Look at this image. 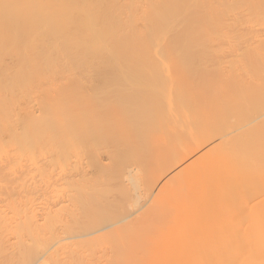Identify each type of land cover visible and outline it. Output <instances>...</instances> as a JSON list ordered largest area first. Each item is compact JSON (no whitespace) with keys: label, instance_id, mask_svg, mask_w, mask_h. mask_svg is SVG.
<instances>
[{"label":"bare ground","instance_id":"1","mask_svg":"<svg viewBox=\"0 0 264 264\" xmlns=\"http://www.w3.org/2000/svg\"><path fill=\"white\" fill-rule=\"evenodd\" d=\"M12 48L0 59V264H264V0H0V55ZM71 49L86 55L55 70ZM88 63L136 76L152 110L141 140L156 146L136 170L89 143L130 127L90 115L105 98L80 91ZM64 107L74 114L53 115Z\"/></svg>","mask_w":264,"mask_h":264},{"label":"rangeland","instance_id":"2","mask_svg":"<svg viewBox=\"0 0 264 264\" xmlns=\"http://www.w3.org/2000/svg\"><path fill=\"white\" fill-rule=\"evenodd\" d=\"M140 12V11H139ZM12 47H16L17 45L24 44L23 41H17L12 40ZM14 51H18L15 48H12V50L9 53H4L0 55V59L4 58H10L11 56L14 57ZM49 53V52H48ZM72 56L69 59L68 66L67 64H64L62 68H56L55 70L60 69H68L69 67L78 65L77 62H73V57H79L82 55H86L83 53V51H75L71 49ZM6 54V55H5ZM59 54V53H58ZM57 53H53L54 56H58ZM25 63L31 64V62L37 58L36 52L32 50L31 47H29L25 53ZM192 61L196 63L199 62L202 58H200L198 55H193L190 58ZM199 59V60H198ZM90 62V61H89ZM93 64L88 63L85 66H82L79 75L77 77L78 81H81L82 83H85L86 86L84 88H81L80 91L82 95H86L87 97H93L98 96L100 98L103 97V103L99 107H94L92 109H89L90 115L94 113V119L97 122V124L104 125L105 128H116L119 125H128L130 127L129 134L126 135L124 138H111V137H101L97 134H91L89 138V143L93 144L98 149H113L118 148L120 152L124 155L126 163L119 166L120 171H133L136 170L138 165L135 163H129L131 159H134L136 157L140 158L141 160H145V158L150 154L151 150H153L156 146L157 137L151 139L150 141H142L141 136L144 133L145 129V123L144 121L148 119L153 113L152 110L149 109L147 106L139 105L137 104V95L136 91L134 90L137 86L136 82V76H127L124 72H119L116 69H114V66H107L105 70H100L99 66L97 64H94L93 68H89ZM89 66V67H88ZM217 65L214 67L216 68ZM221 65H219L220 67ZM225 66V65H224ZM224 66L222 69H224ZM212 67V69L214 68ZM216 69H221L220 68ZM214 70L217 72L219 70ZM20 67L18 68V70ZM221 69V71H222ZM225 70V69H224ZM223 70V71H224ZM226 71V70H225ZM220 72V71H219ZM151 73H155L152 72ZM176 75L179 77L184 78L185 76H188L190 73L187 68L175 71ZM221 73V72H220ZM94 81L91 83L90 80ZM219 86V85H218ZM216 86V87H218ZM172 85L171 82H168L166 84H160L158 86H153L154 89V95L163 96L165 93L168 94L169 90L171 89ZM199 88V87H198ZM221 85L219 86L220 89ZM73 89V90H72ZM72 90V91H71ZM74 90H79V87L77 86L72 88H67L63 90V95L68 97ZM110 95H113L112 99H106ZM107 100H110L107 102ZM135 106H140V109L133 110ZM76 111L83 112L84 107L83 105H79L76 108ZM94 110V111H91ZM74 111L72 107H64L59 109L57 112H53V115L56 116H68L71 115V113L74 114ZM77 111V112H78ZM79 112V113H80ZM86 159V157H85ZM166 158L162 159H154L152 162L149 163L147 168H145V178L149 181L154 177V174L156 172V169L158 165L162 162H164ZM111 174V173H110ZM140 202L138 203L136 199H131L127 204L124 205V210H126L128 213H134L137 208L140 206ZM139 228L135 227L132 228L127 232V237L132 236L136 237L139 236L141 231L138 230ZM126 234V232L124 233ZM114 236H118V234L113 233ZM112 235V236H113ZM116 236V237H117ZM119 237V236H118ZM117 237V238H118Z\"/></svg>","mask_w":264,"mask_h":264}]
</instances>
